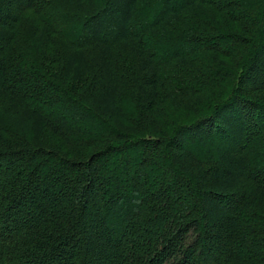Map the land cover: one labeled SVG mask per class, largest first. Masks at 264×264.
<instances>
[{
	"label": "trees",
	"instance_id": "trees-1",
	"mask_svg": "<svg viewBox=\"0 0 264 264\" xmlns=\"http://www.w3.org/2000/svg\"><path fill=\"white\" fill-rule=\"evenodd\" d=\"M263 73L264 0H0V264H264Z\"/></svg>",
	"mask_w": 264,
	"mask_h": 264
},
{
	"label": "rangeland",
	"instance_id": "rangeland-1",
	"mask_svg": "<svg viewBox=\"0 0 264 264\" xmlns=\"http://www.w3.org/2000/svg\"><path fill=\"white\" fill-rule=\"evenodd\" d=\"M174 2H175V0H173ZM156 8H158V6H156ZM156 8H154V9H152V10H149V11H144V15L147 17V19H150V17H151V15L154 13V11L156 10ZM77 30H78V33L79 32H82V29L80 28V27H78L77 28ZM181 46L182 47H185L184 46V43H182L181 44ZM155 48V47H154ZM154 52H155V55L157 56V57H161L162 56V51L158 48V47H156L155 48V50H154ZM264 74V73H263ZM254 80H256V77H254ZM218 138H217V136H216V140H217ZM199 141H191L190 142V144H191V146H194L195 145V147H197V143H198ZM226 146V145H225ZM145 151H148V149H146ZM197 153H201V151H197ZM149 154H150V158L152 157V164L148 167V172H146V173H141V175H140V179H139V183H138V190L140 191V194H142L144 197H146L147 199L150 197V192L152 191V190H154V189H158V188H160V186H162V185H165V186H167L168 187V189H166L167 191H168V196L170 197V201H171V203H172V206L174 207V208H176L175 209V211H177V208H178V206L179 205H177V207H176V203L173 201V192H171V182H172V180H173V178H170V180L167 178L166 180H164V181H160V180H158V178H157V173H158V167H161V162H160V160H158V158H157V156L155 155V154H153V153H150L149 152ZM141 155L139 154L138 156H134V154L132 155V157L134 158V159H136V158H139ZM219 157V156H218ZM137 165V164H136ZM132 173H135L136 171H138L139 169L137 168V166H135L134 164L132 165ZM107 175H109V173L107 174ZM103 179V178H102ZM113 183V182H112ZM111 186H112V184H108V183H104L103 184V189H104V191L105 190H107V189H109V188H111ZM114 187V186H113ZM112 187V188H113ZM144 187L148 190V191H146V190H144ZM104 191H103V193H102V196H103V198L105 197V193H104ZM182 200L179 202V204L181 203V205H184V203L186 202L187 204H190L191 202H192V199L190 198V196L188 195V194H186V193H184V194H182ZM149 200V199H148ZM137 201V203L138 204H140L138 201H140V199L139 200H136ZM141 202V201H140ZM149 203V202H148ZM148 205H143L142 206V208L145 210V211H147V209H148ZM202 223H206V225H208V220H203L202 219Z\"/></svg>",
	"mask_w": 264,
	"mask_h": 264
}]
</instances>
